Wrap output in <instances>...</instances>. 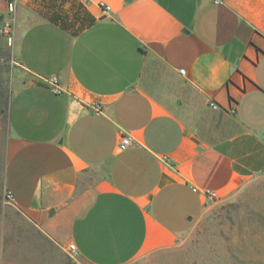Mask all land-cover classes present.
Wrapping results in <instances>:
<instances>
[{"label":"crops","instance_id":"obj_1","mask_svg":"<svg viewBox=\"0 0 264 264\" xmlns=\"http://www.w3.org/2000/svg\"><path fill=\"white\" fill-rule=\"evenodd\" d=\"M16 16L28 79L5 188L82 264L173 250L201 192L229 200L264 176V0H18ZM123 134L137 143L120 151Z\"/></svg>","mask_w":264,"mask_h":264},{"label":"rangeland","instance_id":"obj_2","mask_svg":"<svg viewBox=\"0 0 264 264\" xmlns=\"http://www.w3.org/2000/svg\"><path fill=\"white\" fill-rule=\"evenodd\" d=\"M17 25V16L7 12L6 0H0V264H82L48 240L7 198L9 106L28 79L18 58ZM130 264H264V176L253 178L232 199L208 203L200 223L173 250Z\"/></svg>","mask_w":264,"mask_h":264},{"label":"built area","instance_id":"obj_3","mask_svg":"<svg viewBox=\"0 0 264 264\" xmlns=\"http://www.w3.org/2000/svg\"><path fill=\"white\" fill-rule=\"evenodd\" d=\"M6 3H7V12L11 15H16L17 10H18V0H6ZM105 10L107 12H110L111 8L109 6H106ZM180 74L186 75V71L181 70ZM46 82L52 87L55 94L63 95L64 91L60 87V79L58 77H53L51 79H47ZM210 106L214 110L219 109V106L216 103H211ZM136 143H137V141L133 135L123 134L121 136V140L119 143V150L125 151L129 147L135 145ZM195 191L197 192V189H195ZM201 194H202L204 200L206 201V203L215 202V201L220 200L219 195L215 192L204 191V192H201ZM7 198L11 202H13V203L15 202L13 196L8 192H7ZM67 251L71 257L77 256V248L74 244H70L67 248Z\"/></svg>","mask_w":264,"mask_h":264},{"label":"water","instance_id":"obj_4","mask_svg":"<svg viewBox=\"0 0 264 264\" xmlns=\"http://www.w3.org/2000/svg\"><path fill=\"white\" fill-rule=\"evenodd\" d=\"M236 65H238V62L236 63Z\"/></svg>","mask_w":264,"mask_h":264}]
</instances>
